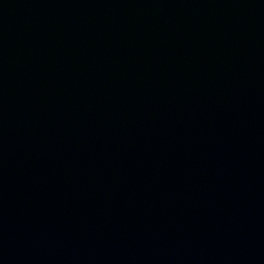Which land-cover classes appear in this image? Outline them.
Instances as JSON below:
<instances>
[{
	"label": "water",
	"instance_id": "water-1",
	"mask_svg": "<svg viewBox=\"0 0 264 264\" xmlns=\"http://www.w3.org/2000/svg\"><path fill=\"white\" fill-rule=\"evenodd\" d=\"M0 264H264V0H0Z\"/></svg>",
	"mask_w": 264,
	"mask_h": 264
}]
</instances>
